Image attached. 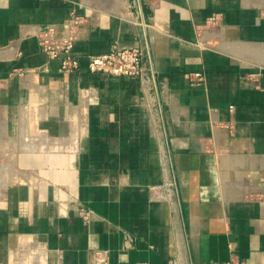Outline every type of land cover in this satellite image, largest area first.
<instances>
[{"label": "crops", "instance_id": "0c3cea01", "mask_svg": "<svg viewBox=\"0 0 264 264\" xmlns=\"http://www.w3.org/2000/svg\"><path fill=\"white\" fill-rule=\"evenodd\" d=\"M115 45L146 80L89 70ZM254 46L264 0H0V264H264Z\"/></svg>", "mask_w": 264, "mask_h": 264}, {"label": "built area", "instance_id": "2783aa9c", "mask_svg": "<svg viewBox=\"0 0 264 264\" xmlns=\"http://www.w3.org/2000/svg\"><path fill=\"white\" fill-rule=\"evenodd\" d=\"M137 1L140 2V0ZM212 20L215 22L214 18ZM199 40L200 44L205 45L207 40L205 34L199 35ZM40 43L50 58L59 59L63 71L77 72L81 68V56L73 52L74 38L57 39L54 35V29L51 27L40 36ZM147 56L148 52L143 46L120 47L115 45L109 52L88 55V67L91 72L139 77L146 80L150 70ZM204 78V73L199 71L194 72L190 80L193 84H201ZM84 217L89 218V214H84ZM137 264L149 263L139 262Z\"/></svg>", "mask_w": 264, "mask_h": 264}, {"label": "rangeland", "instance_id": "374dc122", "mask_svg": "<svg viewBox=\"0 0 264 264\" xmlns=\"http://www.w3.org/2000/svg\"><path fill=\"white\" fill-rule=\"evenodd\" d=\"M255 48H253L254 49V51H253V53H252V55H250V54H246L249 58H252V60H255V62L253 63V61H252V63L253 64H264V46L262 47V46H254ZM253 49H241V51H242V53L243 54H245V53H247L248 51L249 52H251ZM240 51V50H239ZM241 53V54H242ZM263 56V57H262ZM250 62V61H249ZM251 63V62H250Z\"/></svg>", "mask_w": 264, "mask_h": 264}, {"label": "bare ground", "instance_id": "6f19581e", "mask_svg": "<svg viewBox=\"0 0 264 264\" xmlns=\"http://www.w3.org/2000/svg\"><path fill=\"white\" fill-rule=\"evenodd\" d=\"M239 53H240V54L242 53L241 49H240ZM242 54H243V53H242ZM262 57H263V56H262ZM263 58H264V57H263Z\"/></svg>", "mask_w": 264, "mask_h": 264}]
</instances>
